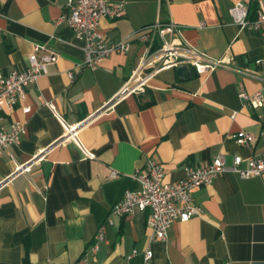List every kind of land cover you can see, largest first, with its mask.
I'll return each instance as SVG.
<instances>
[{"label":"crops","instance_id":"crops-1","mask_svg":"<svg viewBox=\"0 0 264 264\" xmlns=\"http://www.w3.org/2000/svg\"><path fill=\"white\" fill-rule=\"evenodd\" d=\"M110 1L124 3L126 14L101 20V32L110 42L130 36L131 46L90 69L84 44L60 21L65 0H0V74L26 69L35 45L58 55L26 89L31 113L4 112L6 125L24 122L26 133L18 147L0 148V264H264V175L225 173L195 189L203 215L176 221L164 241H152L148 213H136L115 219L94 250L98 227L126 191L138 190L132 177L149 157L167 184L218 154L228 165L239 155L244 167L264 153L258 140L245 148L231 137L264 130V81L244 75L264 77V27L242 30L230 17L246 0ZM157 22L179 25L189 46L213 61L231 59L230 68L185 80L164 69L143 91L121 96L144 54L139 31ZM256 92L260 108L239 98ZM61 120L75 127L79 146L65 140Z\"/></svg>","mask_w":264,"mask_h":264},{"label":"built area","instance_id":"built-area-1","mask_svg":"<svg viewBox=\"0 0 264 264\" xmlns=\"http://www.w3.org/2000/svg\"><path fill=\"white\" fill-rule=\"evenodd\" d=\"M255 5V18L249 19L250 5ZM65 14L60 21L67 24L75 38L84 44V65L95 69L99 62L115 54H125L131 46L128 36L117 42H110L101 32L100 23L103 19L115 21L125 16V4L114 3L110 0H65ZM232 22L242 30L258 32L264 27V0H246L234 4L230 10ZM136 40L144 46V54L126 82L121 96L137 94L144 90L147 82L164 69L184 67L192 75L201 76L217 68H230L231 59L213 61L189 46L183 38V29L175 23H160L142 28ZM58 55L47 50L44 46L35 45L27 58L24 70H11L7 74H0V148L12 149L18 147L26 133L24 122L13 121L5 124L4 112H13L22 106V113H31V107L23 106L26 100V89L35 85L39 77L47 73V66L55 63ZM262 66L263 61H256ZM78 69L81 66L77 67ZM245 76L264 81V77L257 73H245ZM68 77L73 79L72 73ZM239 98L253 108L262 107L263 98L259 92L253 95L239 94ZM59 118V117H58ZM60 119V118H59ZM65 131V140L71 139L78 146L75 127H67L61 120ZM236 145L249 148L255 141H260L264 148V130L258 137L245 131H238L231 136ZM15 162V156L10 153ZM241 156L235 155L230 165L226 163L222 154L214 156L204 168L185 166L184 178L164 184V171L160 163L149 157L141 169H136L133 180L138 185L137 191H126L121 201L115 204L105 221L95 235L94 250L97 243L106 241V231L115 219L133 216L136 213H148L147 227L152 232V241H164L167 232L176 221L187 223L193 217H201L203 209L193 203L192 192L195 189L211 185L218 177L225 173H232L242 179L260 177L264 175V153L252 157L245 162ZM28 167L18 166L17 172H25ZM111 178H117L115 173ZM6 181L0 183V189ZM136 255L133 251L132 255ZM152 257V252L144 253V261Z\"/></svg>","mask_w":264,"mask_h":264},{"label":"water","instance_id":"water-1","mask_svg":"<svg viewBox=\"0 0 264 264\" xmlns=\"http://www.w3.org/2000/svg\"><path fill=\"white\" fill-rule=\"evenodd\" d=\"M175 74L181 80H185L186 78L190 79L192 77V74L187 72L184 67H178L175 69Z\"/></svg>","mask_w":264,"mask_h":264},{"label":"trees","instance_id":"trees-1","mask_svg":"<svg viewBox=\"0 0 264 264\" xmlns=\"http://www.w3.org/2000/svg\"><path fill=\"white\" fill-rule=\"evenodd\" d=\"M254 11H255V8H254Z\"/></svg>","mask_w":264,"mask_h":264}]
</instances>
